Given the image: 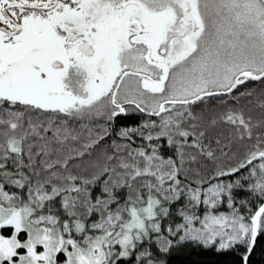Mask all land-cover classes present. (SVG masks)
I'll return each instance as SVG.
<instances>
[{
  "label": "snow or ice",
  "instance_id": "snow-or-ice-1",
  "mask_svg": "<svg viewBox=\"0 0 264 264\" xmlns=\"http://www.w3.org/2000/svg\"><path fill=\"white\" fill-rule=\"evenodd\" d=\"M258 246L264 0H0V264Z\"/></svg>",
  "mask_w": 264,
  "mask_h": 264
},
{
  "label": "trees",
  "instance_id": "trees-1",
  "mask_svg": "<svg viewBox=\"0 0 264 264\" xmlns=\"http://www.w3.org/2000/svg\"><path fill=\"white\" fill-rule=\"evenodd\" d=\"M192 258L195 259L196 257H192ZM208 258H210V255ZM252 261H253V264H259V262L261 261V251H260L259 246L257 247L255 253L252 256Z\"/></svg>",
  "mask_w": 264,
  "mask_h": 264
}]
</instances>
